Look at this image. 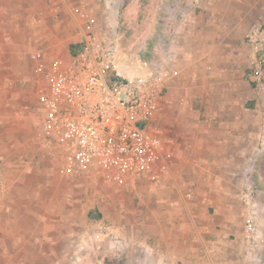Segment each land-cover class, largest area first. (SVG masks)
<instances>
[{
  "label": "crops",
  "instance_id": "0c3cea01",
  "mask_svg": "<svg viewBox=\"0 0 264 264\" xmlns=\"http://www.w3.org/2000/svg\"><path fill=\"white\" fill-rule=\"evenodd\" d=\"M73 1L61 0L44 11L43 28L37 29V33L46 36L45 48L56 50L54 54L68 56L70 52L63 38L75 37L78 22L74 19V27L66 28L61 21L71 18L66 4ZM193 1L187 0L188 5L192 6ZM204 1L206 13L198 16L188 8V15L173 32V53L164 65L179 74L168 82L167 94L180 85L197 87L192 100L202 108L195 111V126L197 129L206 126V120H199V116L215 117L219 121L216 133L226 135H209L211 139H207V133L211 132L204 128L195 137L192 151L179 149L176 165L163 172L157 181L138 180L141 192L144 190L146 194L144 221L148 229L156 233L153 239L135 241L133 245H138L137 250L149 260H158L157 264H169L167 259L174 264H264V257L255 250L257 245L250 246L244 238V206L238 199L239 189L243 191V167L247 161L245 132L259 129L260 119L258 116L256 123L249 126L247 99L233 83L239 72L238 62L234 63L232 56L226 58L219 47L214 54L211 40L212 30H219L227 46L233 45L229 36L244 37L256 22L264 21V0ZM89 9L98 16L103 29L102 19L108 20L109 11L97 6ZM31 30L36 32L34 28ZM5 36V29L0 27V81H3L1 72L7 69L3 60ZM241 65L245 66L246 62ZM209 85H212L210 95ZM164 111V107L161 108L157 123L163 122ZM184 122L182 126L189 123ZM203 148L210 150L207 160L200 156ZM1 149L0 264H73L90 257L88 248H93L91 257L97 264L103 254L102 247L118 257L125 254L124 250L115 249L114 242L104 243L100 238H92L90 242L86 223L73 213L68 199H72L71 204L76 208L81 200L72 197V193H65L66 204L55 207L54 198L61 196L62 190L51 179L38 181L36 172L22 174L18 159L5 155ZM205 165L210 169L203 167ZM235 165L240 168L233 172ZM218 167H222L221 172ZM163 230H172L173 238L164 237ZM116 231L113 230L114 235ZM124 242L129 247L132 245L127 240Z\"/></svg>",
  "mask_w": 264,
  "mask_h": 264
},
{
  "label": "rangeland",
  "instance_id": "374dc122",
  "mask_svg": "<svg viewBox=\"0 0 264 264\" xmlns=\"http://www.w3.org/2000/svg\"><path fill=\"white\" fill-rule=\"evenodd\" d=\"M60 1L0 0V27L5 29L7 35L3 43V60L7 64V69L1 72L3 81H0L1 152L18 159L22 174L36 172L38 181L51 179L52 183L62 190L61 196L54 198L55 207L66 204L65 199L68 197H64L65 193L67 195L72 193V197L76 196L81 200L76 208V205L71 204L72 199H68L73 213L78 214L86 223L85 226L89 230L87 238L90 242L93 241L92 238L95 240L100 238L101 242H114L115 249L124 250L125 254L118 257L102 247L103 254L99 264H157L158 260L154 258L149 260L150 258L140 252V249L137 250L138 245H133L135 241L153 239L156 233L155 230H149L148 224L144 221L146 194L144 190V193L141 192L138 182L140 179L131 180L125 185H114L107 182L98 170L92 168L68 176L62 171L54 150L39 143L43 113L38 102L40 82L32 54L38 49L46 50L50 54L56 52L45 48L43 42L46 36L37 33V29L43 28L41 19L45 16L44 11L53 8L52 6ZM204 2L194 0L190 6L187 0H82L79 3L74 0L66 4L71 18L61 22L66 28L74 27L76 18L70 10L73 7L79 8L84 14L90 13L89 8L95 6L108 10L110 17L108 20L106 17L102 19L103 29L117 33L120 39L119 65L128 69L126 76L133 78L145 75L156 66L170 61L174 30L188 15V8L198 16L206 13ZM48 18L47 16L46 19ZM256 26L260 28L261 34L250 37ZM32 28L36 32H32ZM63 40L69 50L71 46L76 45L74 36L65 37ZM211 40L214 54L218 53L216 48L219 47L220 53L226 58L232 56L234 63L238 62L239 72L233 83L238 87L240 95L247 99L245 109L250 113L249 126L252 127V122L256 123L258 116L260 119L259 129L256 128L253 133V130L245 132L247 161L243 167V191L239 189L238 199L244 206V238L250 246L257 245L256 252L264 257V21L256 22L244 37L229 36L228 40L232 41L233 45L229 43L227 46L222 42L219 30H212ZM240 61L246 62V65L242 66ZM211 86L207 87L209 95L212 94ZM196 88L192 84L176 86L164 98L162 106L166 111L161 117L163 122L160 123L159 120L156 126L163 132L168 168L176 165L179 149L187 153L192 151L195 137L199 132L202 133L204 128L210 129L211 132L207 131V139H211L209 135L210 137L226 135L216 133L215 126L219 121L215 117L199 116V120H206V126L202 129L195 126L197 119L195 111L202 108L199 103L192 100L193 94L197 92ZM212 103L211 106H216ZM184 121L189 123L182 126ZM199 152L200 156L207 160L210 150L203 148ZM203 167L210 169L208 165ZM221 168L218 167L220 172ZM239 168L240 166L235 165L232 171L236 172ZM52 174L55 175L53 179L50 178ZM26 182L28 183V180ZM247 192L252 193L249 205L243 200V195ZM90 212L101 217L97 221L93 220L94 217H89ZM249 220L253 221L255 228L251 238L245 233ZM113 230H117L115 235L119 236L118 238ZM163 231L164 237H168V240L173 238L172 230ZM124 240L132 242V245L129 247ZM92 251L93 248H88L90 257L85 261L77 260L76 263H73L74 261L72 263L97 264L91 257ZM166 261L169 264L175 263L170 259Z\"/></svg>",
  "mask_w": 264,
  "mask_h": 264
},
{
  "label": "built area",
  "instance_id": "2783aa9c",
  "mask_svg": "<svg viewBox=\"0 0 264 264\" xmlns=\"http://www.w3.org/2000/svg\"><path fill=\"white\" fill-rule=\"evenodd\" d=\"M70 10L78 22L77 53L32 54L43 113L39 143L54 150L68 176L92 168L114 185L157 181L169 167L157 118L168 82L179 73L158 65L145 75L126 76L128 69L118 62L117 33L104 31L94 13ZM254 34H261L259 27L249 36ZM251 197L243 195L247 205ZM254 230L249 220L248 238Z\"/></svg>",
  "mask_w": 264,
  "mask_h": 264
},
{
  "label": "trees",
  "instance_id": "16d2710c",
  "mask_svg": "<svg viewBox=\"0 0 264 264\" xmlns=\"http://www.w3.org/2000/svg\"><path fill=\"white\" fill-rule=\"evenodd\" d=\"M79 48L80 47L78 45H73V46L70 47V52L72 54H76L77 51L79 50ZM91 216L94 217V219H99L101 217L100 215H97V216L93 215L92 212L90 213V217Z\"/></svg>",
  "mask_w": 264,
  "mask_h": 264
}]
</instances>
